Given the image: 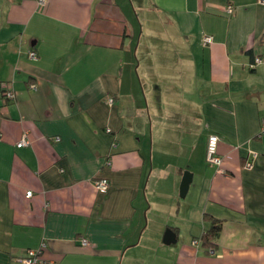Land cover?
Here are the masks:
<instances>
[{
  "label": "crops",
  "instance_id": "obj_1",
  "mask_svg": "<svg viewBox=\"0 0 264 264\" xmlns=\"http://www.w3.org/2000/svg\"><path fill=\"white\" fill-rule=\"evenodd\" d=\"M42 1L0 0V264H264V0Z\"/></svg>",
  "mask_w": 264,
  "mask_h": 264
},
{
  "label": "built area",
  "instance_id": "obj_2",
  "mask_svg": "<svg viewBox=\"0 0 264 264\" xmlns=\"http://www.w3.org/2000/svg\"><path fill=\"white\" fill-rule=\"evenodd\" d=\"M43 1L40 0L39 3H42ZM232 12L231 6H228L227 13L230 14ZM212 43V38L210 36H202L201 37V44L202 46H208ZM29 59L35 60L36 54L35 52L30 51L28 54ZM254 64L264 63V54L262 57H256L253 61ZM5 97L7 99L13 98L12 91L8 90V88L5 91ZM111 103V100H109ZM260 134H264V121L262 122L261 128H260ZM27 144V141L25 138H22L18 143L17 147H21ZM217 144H218V137L214 134H211L207 137L206 140V147H205V161L208 165L214 167L217 172L221 173V157L217 153ZM251 166L249 163L245 164V168L249 169ZM94 188L95 190L103 194L108 189V181L106 179H98L94 181ZM27 197L31 196V192L26 193ZM82 244H85L84 241H82ZM45 248V244L42 243L40 248L38 250H28L26 251L25 255L20 258V261L23 264H54L53 262L44 259L41 257L42 250Z\"/></svg>",
  "mask_w": 264,
  "mask_h": 264
},
{
  "label": "trees",
  "instance_id": "obj_3",
  "mask_svg": "<svg viewBox=\"0 0 264 264\" xmlns=\"http://www.w3.org/2000/svg\"><path fill=\"white\" fill-rule=\"evenodd\" d=\"M210 221V226L206 229L200 237L201 244L206 250H213L215 242L217 241L220 230L221 221L212 218H206Z\"/></svg>",
  "mask_w": 264,
  "mask_h": 264
},
{
  "label": "water",
  "instance_id": "obj_4",
  "mask_svg": "<svg viewBox=\"0 0 264 264\" xmlns=\"http://www.w3.org/2000/svg\"><path fill=\"white\" fill-rule=\"evenodd\" d=\"M190 182H191V174L189 172H184L181 182H180V186H179V197L180 198H184V196L186 195ZM163 242L165 244H170V243L175 242L174 234L172 233L171 230L167 229L164 232Z\"/></svg>",
  "mask_w": 264,
  "mask_h": 264
},
{
  "label": "rangeland",
  "instance_id": "obj_5",
  "mask_svg": "<svg viewBox=\"0 0 264 264\" xmlns=\"http://www.w3.org/2000/svg\"><path fill=\"white\" fill-rule=\"evenodd\" d=\"M139 18H140V24L143 26V31H144V37L142 38V40H143V42H144V40L146 39V31L144 30L145 29V27H144V17L140 14L139 15ZM163 28H160V30H162ZM165 30H167V28H165ZM149 39V38H148Z\"/></svg>",
  "mask_w": 264,
  "mask_h": 264
}]
</instances>
